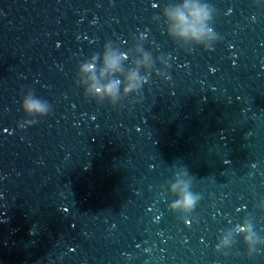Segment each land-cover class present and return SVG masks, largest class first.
<instances>
[{"label":"water","instance_id":"obj_1","mask_svg":"<svg viewBox=\"0 0 264 264\" xmlns=\"http://www.w3.org/2000/svg\"><path fill=\"white\" fill-rule=\"evenodd\" d=\"M0 264H264V0H0Z\"/></svg>","mask_w":264,"mask_h":264},{"label":"clouds","instance_id":"obj_2","mask_svg":"<svg viewBox=\"0 0 264 264\" xmlns=\"http://www.w3.org/2000/svg\"><path fill=\"white\" fill-rule=\"evenodd\" d=\"M166 15L172 25L171 32L177 37L184 39H194L199 41L204 36V25L205 22L210 19L209 13L205 6L198 3H185L180 7L173 8L166 12ZM147 59V58H145ZM105 68L109 72H119L120 68V58L115 55L108 53L104 58ZM83 72L94 71L92 66H84L82 68ZM103 75V72L101 73ZM93 84L90 91L95 92L97 85L95 83V77H91ZM128 83L125 88V93L136 91L139 89V76L136 71H132L126 77ZM119 81H112L104 85L100 91L109 97L116 98L118 94ZM24 110L31 114H44L47 111L46 105L42 104L38 100L27 99L24 102ZM196 198L191 194L187 193L184 197V202L182 207L186 210L190 209L195 205ZM245 244H251V238L245 236Z\"/></svg>","mask_w":264,"mask_h":264}]
</instances>
